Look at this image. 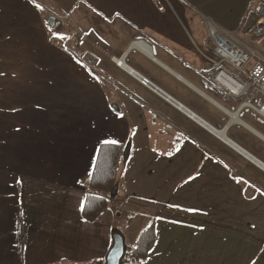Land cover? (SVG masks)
<instances>
[{"label": "crops", "instance_id": "crops-1", "mask_svg": "<svg viewBox=\"0 0 264 264\" xmlns=\"http://www.w3.org/2000/svg\"><path fill=\"white\" fill-rule=\"evenodd\" d=\"M255 1L0 0V264H106L123 214L143 220L129 246L155 218L143 264H264V116L206 78L207 18L244 35ZM131 138L83 220L100 144Z\"/></svg>", "mask_w": 264, "mask_h": 264}, {"label": "built area", "instance_id": "built-area-1", "mask_svg": "<svg viewBox=\"0 0 264 264\" xmlns=\"http://www.w3.org/2000/svg\"><path fill=\"white\" fill-rule=\"evenodd\" d=\"M253 12L256 17L255 23L252 28L246 31L245 35L233 32L207 18L206 24L212 45L210 55H206L211 62L210 68L206 71V78L220 84L231 94H247L248 99L242 105L250 106L264 116V103L257 106L249 100L255 91H260L264 95V55L252 44V41L264 37V0L255 1ZM112 59L118 66L133 74L140 83L162 94L167 101L185 111L190 117L195 118L194 113L170 95L159 91V87L148 78L128 69L123 57H113ZM210 130L216 134L217 130L211 128ZM245 156L254 161L249 154H245Z\"/></svg>", "mask_w": 264, "mask_h": 264}, {"label": "trees", "instance_id": "trees-1", "mask_svg": "<svg viewBox=\"0 0 264 264\" xmlns=\"http://www.w3.org/2000/svg\"><path fill=\"white\" fill-rule=\"evenodd\" d=\"M131 151L132 138L124 144L112 142L100 144L94 168L88 178L87 187L89 191L86 194L81 214L83 220L94 222L110 207L112 204L111 198L116 196L120 190L118 171L122 165H125L129 161ZM115 188H117L116 192H114ZM100 193H104L107 196ZM132 219L131 216L128 217L129 222ZM115 231L119 230L113 227L112 234ZM156 240L155 218H152L141 231L134 245L129 246L125 244V254L121 263L143 264ZM85 264L94 263L89 262Z\"/></svg>", "mask_w": 264, "mask_h": 264}, {"label": "water", "instance_id": "water-1", "mask_svg": "<svg viewBox=\"0 0 264 264\" xmlns=\"http://www.w3.org/2000/svg\"><path fill=\"white\" fill-rule=\"evenodd\" d=\"M49 23L52 27H54L56 23V17L50 16ZM158 90L161 91L163 94H165L162 90L160 89ZM114 107H116V105H114ZM206 125L210 127L208 124ZM116 191H117V188H115L114 192ZM112 239H113V243L110 249L108 250V253L106 256V264H122L121 260L125 254V249H126L124 235L120 231H115L112 234Z\"/></svg>", "mask_w": 264, "mask_h": 264}, {"label": "rangeland", "instance_id": "rangeland-1", "mask_svg": "<svg viewBox=\"0 0 264 264\" xmlns=\"http://www.w3.org/2000/svg\"><path fill=\"white\" fill-rule=\"evenodd\" d=\"M252 44L254 45V47L258 51H260L264 55V37H262V38H260L259 40H256V41H252ZM114 197H117V195L114 196ZM126 204L130 205V203H128V202ZM130 207L131 208H135V206L132 207L131 205H130ZM127 209H129L128 206H127ZM124 216L125 215L123 214L122 215V219L119 220V224L120 225L116 224L115 227L119 231H122L124 234H125V232H128V238H125L126 236L124 237L125 238V244L128 245V243L131 241L130 239H133V237L134 238L137 237V233H138V231H139V229H140V227H141V225L143 223V220H142V217L139 216L136 221H134V222L131 221L132 224H130L131 222H129L128 220L126 221V219H124ZM129 225H130V227H128Z\"/></svg>", "mask_w": 264, "mask_h": 264}, {"label": "bare ground", "instance_id": "bare-ground-1", "mask_svg": "<svg viewBox=\"0 0 264 264\" xmlns=\"http://www.w3.org/2000/svg\"><path fill=\"white\" fill-rule=\"evenodd\" d=\"M218 136H220V137H224V132L223 131H216L215 132ZM234 147V146H233ZM246 154V153H245ZM250 156V155H249ZM252 158V157H251ZM255 160V159H254ZM256 161V160H255ZM258 164H260L258 161H256ZM262 167H264L263 165H262Z\"/></svg>", "mask_w": 264, "mask_h": 264}, {"label": "snow or ice", "instance_id": "snow-or-ice-1", "mask_svg": "<svg viewBox=\"0 0 264 264\" xmlns=\"http://www.w3.org/2000/svg\"><path fill=\"white\" fill-rule=\"evenodd\" d=\"M112 143H118L117 141L113 140ZM253 264H255V262L253 261Z\"/></svg>", "mask_w": 264, "mask_h": 264}]
</instances>
